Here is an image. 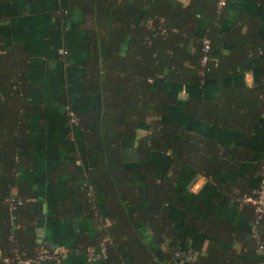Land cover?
Wrapping results in <instances>:
<instances>
[{
    "label": "trees",
    "instance_id": "16d2710c",
    "mask_svg": "<svg viewBox=\"0 0 264 264\" xmlns=\"http://www.w3.org/2000/svg\"><path fill=\"white\" fill-rule=\"evenodd\" d=\"M218 1L187 0L184 5H176L173 0H64L52 10L54 18L61 20L62 13L78 9L89 23L90 55L84 66L82 84L86 92L98 93L102 100L99 108L85 112L71 109L78 118L76 125L81 130L85 152L94 153L95 165L78 171L77 179L69 186L82 211L91 218L95 215L96 200L90 193L101 195L99 200L108 220L99 230L100 238L105 239V264L261 262L251 230L241 233L227 223L187 212L175 188V179L183 164L208 177L224 166V147L203 140L199 134H191L169 119L166 109L167 105L179 102L170 85L193 86L231 74L237 59L222 57L220 48L242 28L243 20L221 33V23L234 0H227L222 7ZM249 18L253 22L247 25L248 30L256 29V16ZM202 20L206 22L205 30L199 33ZM1 25L0 21V249L2 257L11 260L8 264H18L17 255L34 257L41 246L50 245L37 241L32 197L16 179L21 162L19 150L30 142L23 116L24 111L31 110L27 98L30 87L22 77L29 55L4 36ZM203 38L210 41V58L204 65L201 64ZM261 88L226 86L220 87L212 97L187 95L186 109L195 120L221 128L253 127L264 111ZM142 122L148 126L136 143L140 160H148L153 151L178 152L169 171L161 178L151 164L141 165L140 172L146 183L144 200L135 183V173L123 167L121 154L124 136L134 134ZM202 148L216 154L209 165L199 164L197 156ZM253 188L244 189V193H250ZM141 202L144 205L135 208ZM170 205L186 211L184 226L213 237L203 249H190L186 247L185 237H177L168 214ZM240 205L252 226L253 208L246 203ZM216 238L230 245L219 246ZM151 241L155 242L154 246ZM233 241H239L240 248L232 247ZM157 249H162L163 258L156 255ZM187 251L196 252L192 259L187 258ZM0 264L6 263L0 260Z\"/></svg>",
    "mask_w": 264,
    "mask_h": 264
},
{
    "label": "crops",
    "instance_id": "0c3cea01",
    "mask_svg": "<svg viewBox=\"0 0 264 264\" xmlns=\"http://www.w3.org/2000/svg\"><path fill=\"white\" fill-rule=\"evenodd\" d=\"M173 1L176 5L187 3V0ZM63 2L0 0L4 36L11 43L23 47L29 55L28 67L22 77L30 87L27 98L31 110L23 114L30 142L19 150L21 162L16 170V179L31 195V201H44L43 242L64 250L62 264H105L104 259L87 260L84 253L87 246L97 245L99 230L108 224V220L99 200L101 195L94 194L96 210L91 218L82 211L79 200L71 193L70 183L77 179L78 171L95 165V155L86 154L81 130L78 125L70 123L66 113V106L77 112L99 108L102 98L98 93L86 92L82 84L84 66L90 55L88 20L75 8L62 13L61 20H56L52 10ZM249 16H256V29L248 30L247 25L253 22ZM245 19H248L247 23ZM241 20L242 28L220 48L222 57L237 59L231 67V74L193 86L182 85L179 88L170 85L169 89L179 102L167 105L166 109L167 117L181 124L185 130L226 149V155L222 157L224 166L217 168L214 176H205L187 164L179 168L175 188L178 198L187 207L186 211L210 217L217 223H227L228 227L243 233L250 231L252 226L239 200L244 189L250 190L258 183L259 165L264 161V111L253 127L230 129L197 121L186 109L187 95L212 97L218 94L220 87L226 86H261L260 96L264 98V1H232L220 32L224 33L235 24L240 25ZM205 24L202 20L198 26L199 33L205 30ZM246 50L247 55L243 57ZM147 126V122H142L134 134L125 135L121 147L123 167L135 173V183L143 200L146 183L144 174L140 172L141 165L151 164L154 173L161 178L169 171L172 159L178 156L176 151H153L148 160H140L136 143L147 132ZM215 155L208 148H202L197 156L199 164L209 165ZM81 177L85 180L84 175ZM238 185L243 191L237 188ZM144 203L137 204L135 208H141ZM186 211L171 205L168 208L176 235L186 238V247L203 249L213 237L194 227L184 226L182 221ZM96 215H99L98 219ZM216 243L219 246L229 244L220 238H216ZM153 244L155 242L151 241ZM179 245L184 246L182 243ZM231 245L235 249L240 248L239 241H233ZM155 253L163 258L162 249ZM256 254L260 256V264H264V255Z\"/></svg>",
    "mask_w": 264,
    "mask_h": 264
},
{
    "label": "built area",
    "instance_id": "2783aa9c",
    "mask_svg": "<svg viewBox=\"0 0 264 264\" xmlns=\"http://www.w3.org/2000/svg\"><path fill=\"white\" fill-rule=\"evenodd\" d=\"M227 0H219L218 6L222 7L226 4ZM202 51L203 57L201 59V64L204 65L208 61L210 52V41L207 38L202 39ZM216 61V59H213ZM66 113L72 125H76L78 118L74 111L66 106ZM261 173L259 174L258 184L251 190L250 193H244L241 195L240 200L242 203H246L253 208L255 214L254 224L251 228V236L256 240L257 247L256 251L264 255V241L262 237L264 236V223L260 224L264 216V163L261 166ZM92 199H94V194L90 193ZM260 224V229H257V225ZM105 239H99L96 246H87L84 249L85 256L89 261H95L105 258ZM64 250L57 245H50L48 247L41 246L37 254L34 257L22 258L19 255L16 256V261L18 264H43L44 262H49L51 264H62ZM194 254L196 252H193ZM194 254L187 251V258L192 259ZM0 260L8 264L11 260L9 258L2 257L0 249Z\"/></svg>",
    "mask_w": 264,
    "mask_h": 264
},
{
    "label": "water",
    "instance_id": "95a60500",
    "mask_svg": "<svg viewBox=\"0 0 264 264\" xmlns=\"http://www.w3.org/2000/svg\"><path fill=\"white\" fill-rule=\"evenodd\" d=\"M33 211L36 212V236L39 243L43 242V226L45 221V210H44V201L39 199L38 201H32L31 203ZM45 263V262H44Z\"/></svg>",
    "mask_w": 264,
    "mask_h": 264
}]
</instances>
